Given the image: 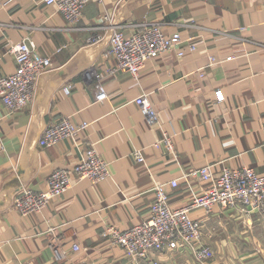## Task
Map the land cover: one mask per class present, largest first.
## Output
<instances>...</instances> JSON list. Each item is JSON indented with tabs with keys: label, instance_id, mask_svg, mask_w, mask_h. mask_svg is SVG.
<instances>
[{
	"label": "crops",
	"instance_id": "crops-1",
	"mask_svg": "<svg viewBox=\"0 0 264 264\" xmlns=\"http://www.w3.org/2000/svg\"><path fill=\"white\" fill-rule=\"evenodd\" d=\"M144 22L161 23L166 35L179 31L182 46L191 39L197 49L148 61L138 80L124 72L107 75L114 62L105 54L111 33L129 35ZM26 35L40 54L51 56L52 66L23 109L9 114L0 106V264H150L129 262L102 234L110 226L125 232L144 220L155 184L205 165L214 173L250 167L264 174V0H93L71 29L44 0H0L1 74L14 72L9 49ZM211 55L232 59L208 66ZM98 81L108 94L103 101H95ZM141 93L157 112L153 126L133 101ZM63 117L89 125L74 139L39 146L45 127ZM164 134L172 139V153L153 146ZM90 145L109 162L110 178L93 184L72 177L69 191L40 213L21 216L13 209L20 191L45 190L48 175L73 167L80 149ZM135 149L145 164L135 162ZM205 187L180 179L176 189L167 187L170 206H185ZM190 215L202 220L203 241L214 249L205 264H264V215L218 206ZM210 232L211 239L205 236ZM55 239L61 241L59 256ZM156 257L159 264H202L188 252Z\"/></svg>",
	"mask_w": 264,
	"mask_h": 264
},
{
	"label": "built area",
	"instance_id": "built-area-1",
	"mask_svg": "<svg viewBox=\"0 0 264 264\" xmlns=\"http://www.w3.org/2000/svg\"><path fill=\"white\" fill-rule=\"evenodd\" d=\"M93 0H44L46 5L55 6L56 13L61 15L71 29L80 22L87 3ZM102 2V0H94ZM183 39L179 31L166 35L159 22H144L137 29L126 35L121 30H114L108 40L106 55L114 62L106 69L107 75L124 72L133 80L139 79L141 70L150 60L168 53L175 52L181 58L197 49L191 39H187L183 47ZM57 48L56 51H60ZM16 68L14 72L3 75L0 72V106L7 113L12 114L23 109L33 98L34 88L39 77L51 66V56L38 52L34 41L29 35L24 36L10 49ZM232 56L219 59L209 56L208 66L221 64ZM200 77L204 76L199 71ZM72 85L67 84L63 91L68 94ZM218 101L223 100L221 91H216ZM108 98L103 84L98 81L95 88V101ZM134 103L144 114L149 125L157 124V112L151 106L148 96L141 93L134 98ZM5 114L0 111V124ZM88 122L74 123L70 117H63L55 123L45 127L38 140L41 147H52L65 139H74L88 127ZM155 148L163 146L168 153H172L173 143L168 135L153 144ZM137 163L145 164V157L141 149L131 153ZM110 164L95 149L93 145L81 148L76 163L70 169L58 168L53 170L47 178L45 190L34 191L23 189L13 199V209L21 216L40 213L52 200L65 194L72 186V177L78 181L88 180L93 184L110 178ZM188 186L192 181L206 183L207 187L192 195L188 203L179 208L169 204L170 191L176 189L179 180ZM154 200L148 216L133 225L125 232L110 226L102 236L123 249L125 258L131 263L149 261L159 264L157 254L166 251L188 252L199 263L205 264L214 256V249L203 241L204 223L193 218L190 213L201 209L205 214L218 206L222 211H229L237 215L258 213L264 215V174H257L250 167L239 169L224 168L214 173L210 165L189 167L180 177L174 178L166 184H155L153 187ZM57 256L61 241L52 242ZM73 251H79L77 244L72 245Z\"/></svg>",
	"mask_w": 264,
	"mask_h": 264
},
{
	"label": "rangeland",
	"instance_id": "rangeland-1",
	"mask_svg": "<svg viewBox=\"0 0 264 264\" xmlns=\"http://www.w3.org/2000/svg\"><path fill=\"white\" fill-rule=\"evenodd\" d=\"M226 224L227 223H225V226H226ZM235 227V226H234ZM236 228V234H238V237L241 235V233H240V231H239V228L238 227H235ZM226 230H227V228H226ZM205 236L206 237H210L211 236V232L210 233H206L205 234ZM210 239H211V237H210ZM239 243H241V241L239 242ZM242 244V243H241Z\"/></svg>",
	"mask_w": 264,
	"mask_h": 264
}]
</instances>
